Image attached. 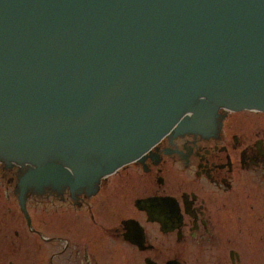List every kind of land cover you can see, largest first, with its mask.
<instances>
[{"label": "water", "instance_id": "water-1", "mask_svg": "<svg viewBox=\"0 0 264 264\" xmlns=\"http://www.w3.org/2000/svg\"><path fill=\"white\" fill-rule=\"evenodd\" d=\"M220 108L264 111V0H0V161L27 166L21 208Z\"/></svg>", "mask_w": 264, "mask_h": 264}, {"label": "flooded vegetation", "instance_id": "flooded-vegetation-1", "mask_svg": "<svg viewBox=\"0 0 264 264\" xmlns=\"http://www.w3.org/2000/svg\"><path fill=\"white\" fill-rule=\"evenodd\" d=\"M216 113L92 190L28 188L24 208L27 166L0 161V264H264V111Z\"/></svg>", "mask_w": 264, "mask_h": 264}, {"label": "rangeland", "instance_id": "rangeland-1", "mask_svg": "<svg viewBox=\"0 0 264 264\" xmlns=\"http://www.w3.org/2000/svg\"><path fill=\"white\" fill-rule=\"evenodd\" d=\"M31 247L35 250L36 249V244H32Z\"/></svg>", "mask_w": 264, "mask_h": 264}, {"label": "bare ground", "instance_id": "bare-ground-1", "mask_svg": "<svg viewBox=\"0 0 264 264\" xmlns=\"http://www.w3.org/2000/svg\"><path fill=\"white\" fill-rule=\"evenodd\" d=\"M35 191V190H34Z\"/></svg>", "mask_w": 264, "mask_h": 264}]
</instances>
